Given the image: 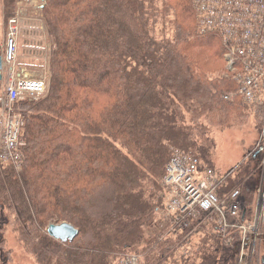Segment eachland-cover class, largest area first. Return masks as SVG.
I'll return each mask as SVG.
<instances>
[{
	"label": "trees",
	"instance_id": "obj_1",
	"mask_svg": "<svg viewBox=\"0 0 264 264\" xmlns=\"http://www.w3.org/2000/svg\"><path fill=\"white\" fill-rule=\"evenodd\" d=\"M19 1L0 0L6 22ZM194 1L42 0L49 88L17 105L25 121L20 168L0 165L3 264L10 223L37 264H114L124 253H140L143 264H238L241 233L227 244L199 220L176 236L146 232L163 210L161 182L176 150L224 179L220 198L240 188L247 214L262 180L258 144L228 173L215 166L211 125H233L256 108L236 94L223 38L199 27ZM263 114L256 109L258 141ZM63 222L79 230L73 241L48 233ZM182 246L190 252L179 256Z\"/></svg>",
	"mask_w": 264,
	"mask_h": 264
},
{
	"label": "built area",
	"instance_id": "obj_2",
	"mask_svg": "<svg viewBox=\"0 0 264 264\" xmlns=\"http://www.w3.org/2000/svg\"><path fill=\"white\" fill-rule=\"evenodd\" d=\"M194 7L199 27L217 32L223 38L226 75L238 84L236 94L264 113V0H195ZM18 23V17L10 19L3 55L7 74L0 97V161L20 168L26 145L25 121L17 105L20 101L44 96L49 82L29 78L13 66L17 61ZM233 96L234 93H229L225 98ZM258 147L264 152V116ZM223 180L197 156L176 150L161 182L164 219L171 223L175 236L193 220L214 226L227 244L232 242L233 234L241 233L238 264H264L259 252L264 248V158L261 187L251 214H247L245 196L240 188L220 198L218 188ZM128 254L123 256L121 264H143L141 254Z\"/></svg>",
	"mask_w": 264,
	"mask_h": 264
},
{
	"label": "rangeland",
	"instance_id": "obj_3",
	"mask_svg": "<svg viewBox=\"0 0 264 264\" xmlns=\"http://www.w3.org/2000/svg\"><path fill=\"white\" fill-rule=\"evenodd\" d=\"M41 7L42 0H21L17 3L16 12L13 17H18L19 19V33L17 38L18 52L17 61L14 62L15 64H13V66L16 67V70L20 74H24L29 78L46 79L47 82H49V61L52 41L47 33L46 25L41 13ZM11 18L6 22L3 14L1 13L0 15L1 57L5 54V45L6 39L8 38ZM3 65L4 69H0V75H3V79L1 80V90H4L6 86L7 65L4 62V59ZM256 109L253 111L245 110L244 115H249L232 122L233 125L226 127L211 125L213 130L212 135L217 142L214 163L220 175L226 174L235 168L254 150L255 145L259 143L260 123L259 118L255 117ZM1 164L0 161V165ZM1 213L2 210L0 208V214ZM160 214H163L162 211L156 215L150 225L146 226V232L149 236H155L161 231H165L166 234H173L172 227L168 225V222ZM152 223L153 225H151ZM2 234L3 239H5V244L3 245L2 250H4L6 255L10 258L8 264H37L35 258L29 254L19 242L11 223L4 227ZM192 238L193 237L189 239V244ZM189 252L190 249L187 246H182L177 254L181 256L182 254H187ZM127 254L128 253H124L116 256L117 258L115 257L114 264H121L123 256ZM2 255H0V264H3L1 260ZM4 256L5 255H3V257Z\"/></svg>",
	"mask_w": 264,
	"mask_h": 264
},
{
	"label": "water",
	"instance_id": "obj_4",
	"mask_svg": "<svg viewBox=\"0 0 264 264\" xmlns=\"http://www.w3.org/2000/svg\"><path fill=\"white\" fill-rule=\"evenodd\" d=\"M3 65V58H0V66ZM0 80H2V75H0ZM263 148L258 150L255 154L257 157ZM48 233L62 242L73 241L79 234V230L70 223L63 222V223H52L48 227Z\"/></svg>",
	"mask_w": 264,
	"mask_h": 264
}]
</instances>
